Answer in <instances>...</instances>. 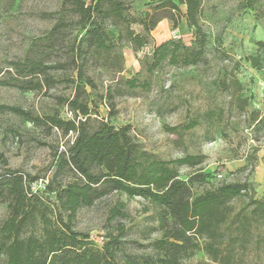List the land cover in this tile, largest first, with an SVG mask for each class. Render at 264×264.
<instances>
[{
	"label": "trees",
	"instance_id": "obj_1",
	"mask_svg": "<svg viewBox=\"0 0 264 264\" xmlns=\"http://www.w3.org/2000/svg\"><path fill=\"white\" fill-rule=\"evenodd\" d=\"M132 1L92 0L87 4L84 0H62L55 24L44 36L46 46L11 62L14 85L24 90H38L42 85L50 88L56 81L48 70L71 69L74 74L69 79L75 83L72 95L55 98L59 104H66L73 117L64 120L56 114L43 120L50 127L62 129L64 134L73 132L74 136L56 155L53 172L45 178L41 191L32 190L28 176L5 167L4 162L0 202L6 205L7 215L0 220V264H183L184 259L197 252H203L210 263L264 264V196H255L248 182L212 183V176L201 167L183 179L178 166L192 169L203 162V156L184 154L175 160L162 161L145 151L127 125L114 127L94 118L96 123L87 127L91 112L98 113L90 107L87 87L95 91L97 84L87 73V63L96 66L100 62L101 66L108 69L115 66L116 72H121L122 56L114 49L124 42L132 50H140L149 43L150 32L157 23L149 13L142 18L130 16ZM240 1L250 11L262 0ZM150 3L156 4L155 11L167 7L175 24L179 21L180 5H185L182 17L192 35L189 43L180 38L156 43L146 71L152 74L165 66L205 64L209 35L199 24L201 0H150ZM131 23H138L142 32H134ZM67 27L75 31L70 39L72 45L62 63L50 62L46 49L66 38L63 30ZM109 28L114 29L116 36ZM256 45L264 47L262 41H256ZM114 52L108 61L106 57ZM244 61L254 68L260 66L255 55L245 56ZM39 76L34 83L27 80ZM144 83L135 77L116 78L115 86L119 89L115 94H121L120 88L130 92ZM225 86L222 81L221 87ZM111 89L107 87L104 94L109 111L114 108L110 102ZM4 109L26 116L14 106L0 105V112ZM250 122L253 128L264 127V116L253 110ZM197 124L198 118L194 117L184 125L164 129L179 137ZM118 192L128 199L139 197L150 204L149 218L156 221L159 237L150 240L131 237L125 225L129 213L125 202L119 199L107 207L101 244L75 227L80 210ZM148 210L144 207L142 211Z\"/></svg>",
	"mask_w": 264,
	"mask_h": 264
},
{
	"label": "rangeland",
	"instance_id": "obj_2",
	"mask_svg": "<svg viewBox=\"0 0 264 264\" xmlns=\"http://www.w3.org/2000/svg\"><path fill=\"white\" fill-rule=\"evenodd\" d=\"M61 1L0 0V81L3 83L0 84V105L14 106L26 113L19 116L6 109L0 112V173L5 167L22 172L28 176L34 191L42 190L45 178L53 172L56 155L73 139V132L64 134L62 129L46 124L43 118L56 114L64 120L73 117L66 104H59L55 97L65 99L72 95L75 83L69 78L74 73L69 68L50 69L48 72L56 81L52 87L42 85L38 90H24L14 85L11 62L22 59L28 51L33 55L46 46L44 36L55 24ZM84 1L88 4L92 0ZM201 2L199 24L209 35L205 64L165 66L152 74L146 71V63L156 45L153 36V33L156 36V26L157 42L172 39L171 32L178 28L182 34L180 41L189 43L192 33L184 32L187 26L182 17L185 5H180L179 21L175 24L167 7L155 11L156 4L150 0L129 3L130 16L153 15L157 20L154 32H150L149 43L140 50L134 51L124 42L114 49L122 56L119 73L115 66L108 69L100 62L96 66L87 63V73L97 84L95 91L87 87L90 107L98 112H91L87 127L96 123L94 118L114 127L127 125L145 151L162 161L175 160L184 154L203 156V162L192 169L178 166L181 178L201 167L205 174L212 176V183L245 180L254 189L255 196L261 197L264 196V127L253 128L250 121L253 110L264 116V47L256 45V41L264 43V0L250 11L242 7L240 0ZM130 28L136 33L142 32L138 23H131ZM109 30L116 36L114 29ZM63 33L66 38L46 49L50 62L62 63L72 45L74 29L67 27ZM115 53L106 57L108 61ZM248 55L257 56L258 68L244 61ZM130 77L146 84L130 92L121 85V94L116 95L119 88L115 86V79ZM38 79L40 76L27 77L33 83ZM107 87L112 88V111L108 110L109 102L104 97ZM194 117L198 118V124L179 137L164 129L184 125ZM118 199L126 204L129 220L125 225L131 237L149 240L159 237L156 221L149 218L152 217L150 204L139 197L128 199L119 192L105 195L92 207L80 210L75 227L95 237L104 235L107 207ZM53 200L54 194L50 196V201ZM144 207L149 208L147 213L142 211ZM6 215L7 207L0 202V220ZM182 263L217 264L210 263L203 252Z\"/></svg>",
	"mask_w": 264,
	"mask_h": 264
},
{
	"label": "built area",
	"instance_id": "obj_3",
	"mask_svg": "<svg viewBox=\"0 0 264 264\" xmlns=\"http://www.w3.org/2000/svg\"><path fill=\"white\" fill-rule=\"evenodd\" d=\"M171 33H172V38L173 39H179V38L182 37V34L179 32L178 28H175ZM216 176L218 178H222L221 174H218ZM91 238L93 239V241H95L98 244H101L103 242V240H104L102 235L95 237L94 235L91 234Z\"/></svg>",
	"mask_w": 264,
	"mask_h": 264
},
{
	"label": "crops",
	"instance_id": "obj_4",
	"mask_svg": "<svg viewBox=\"0 0 264 264\" xmlns=\"http://www.w3.org/2000/svg\"><path fill=\"white\" fill-rule=\"evenodd\" d=\"M172 1H175V0H172ZM183 21H185V22H186L185 18H183ZM186 26H187V24H186ZM157 28H158L157 26L155 27V29L153 28V29L155 30L156 36H155V35H154V33H153V32H154V30H153V32H152V30H151V33H153V36H154L155 44H156V43H159V42H160V41H162V40H165V39H162V40H160L159 42H157V41H158V40H157V37H158V32H156V31H157ZM181 30L183 31V29H182V28H181ZM184 32H186V33H187V32H189L187 27H186V29H185V31H184Z\"/></svg>",
	"mask_w": 264,
	"mask_h": 264
}]
</instances>
